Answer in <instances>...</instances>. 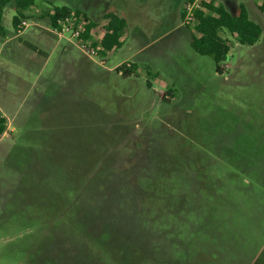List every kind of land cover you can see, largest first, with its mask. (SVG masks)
Listing matches in <instances>:
<instances>
[{
  "label": "rangeland",
  "instance_id": "rangeland-1",
  "mask_svg": "<svg viewBox=\"0 0 264 264\" xmlns=\"http://www.w3.org/2000/svg\"><path fill=\"white\" fill-rule=\"evenodd\" d=\"M35 1L22 18L30 24L23 32L14 30L13 3L3 17L7 36L32 51L29 43L38 45L34 32L49 21L43 13L47 3L68 0ZM233 2L229 8L235 11ZM178 4L164 5L166 18L157 34L176 24ZM250 13L255 20L260 15L252 5ZM37 20L44 26H33ZM229 37L231 56L221 64L223 74L216 72L212 56L199 54L193 63L180 48L166 51L168 59L156 61L153 75L139 78L109 71L78 52L91 62V77L67 87L50 80L42 91L36 73L20 65L22 57L16 65L6 61L2 77L17 127L0 137V264H59L53 263L63 250L59 196L68 201L79 189L89 194L102 181L107 221L118 217L119 231L144 250V264H264L260 171L247 176L243 170L249 166L241 162L237 168L232 156L241 129L264 126V70L260 73L256 61L246 62L249 45L238 46ZM112 58L110 53L106 68ZM49 68L43 76L52 74ZM226 195L232 198L227 205L235 236L224 239L229 244L216 258L195 245L198 254L186 259L191 250L181 239L185 222L207 216ZM95 200L93 194L90 201Z\"/></svg>",
  "mask_w": 264,
  "mask_h": 264
},
{
  "label": "trees",
  "instance_id": "trees-1",
  "mask_svg": "<svg viewBox=\"0 0 264 264\" xmlns=\"http://www.w3.org/2000/svg\"><path fill=\"white\" fill-rule=\"evenodd\" d=\"M10 3H13L12 5H14L16 11L13 16L15 28H17L22 18L27 17V11L36 5L35 0H0V38L6 36L3 17ZM202 7L195 11L193 23L189 26L193 31L191 46L201 55L212 56L215 61L216 72L223 74L221 64L230 57L231 40L223 37L222 32L226 30L240 44L253 45L259 41L262 27L250 17L248 9L243 3L240 4L237 14L231 13L222 5L214 4L211 0L205 1ZM72 10H76L77 14H82L89 21L86 29L87 36L93 28L97 30L104 29V35L100 43L106 51L110 52L120 46L125 30V21L116 14L106 15L99 23L89 19L82 11L68 6H50L43 13L53 25L56 24L59 18L65 17ZM260 10L264 12V0L260 5ZM117 71L126 77L136 74L138 67L132 63H123ZM148 86H151L149 82ZM254 114L257 113L254 112ZM253 121L255 120L253 119ZM260 126L261 124L250 123L249 129L246 131H243L244 128L241 129L235 136L233 153H230L237 162V168L240 167L241 162L245 166H249L248 171L243 170V173L247 176L250 172L260 171L261 182L259 187H264V126ZM260 128L262 129L261 132ZM6 130L7 119L0 110V137ZM249 142L250 147L248 146ZM248 148L253 150L249 151L252 153L249 157L246 156ZM251 167L252 170L250 171ZM244 184L249 183L245 181ZM103 186L102 181L97 189H93L86 195L84 194L85 191L75 190L74 198L68 199V201L65 197L59 196L58 234L60 231L59 240L63 245V250L59 253L60 264H144L145 260H148L144 250H140L141 247L138 246L136 241L119 231L121 229L116 223L118 217L114 222L107 221V217L104 215L107 210L104 196L107 193L100 189ZM93 194L96 196V200L91 202L90 199ZM101 196L104 199L98 201L97 198ZM227 196L230 195L219 198L217 200L219 204L207 216L194 217L185 222V231L181 239H183L182 242L184 239L189 242L186 246L191 250L190 254L189 252L186 254V259L190 260L192 254H198L196 250L210 254L209 259L216 258L218 253L220 254L225 250V247L229 244L224 239L229 235L235 236L232 222L229 221L233 212L229 210L227 205L232 198ZM120 212L123 211L120 209ZM118 214L120 213L117 211ZM66 243H68L67 247L65 246ZM195 245H197L196 250L193 248ZM186 246L185 248L178 246L179 251H187ZM53 263H55V260H53Z\"/></svg>",
  "mask_w": 264,
  "mask_h": 264
},
{
  "label": "crops",
  "instance_id": "crops-1",
  "mask_svg": "<svg viewBox=\"0 0 264 264\" xmlns=\"http://www.w3.org/2000/svg\"><path fill=\"white\" fill-rule=\"evenodd\" d=\"M188 1L190 0H179V16L176 24L168 27L166 30L160 29L158 34L156 29H158V26H160L166 18V14H161L164 11V5L171 2V0H68L67 2H64V5H58L56 2L54 3L51 1L47 4L50 6H68L72 9H78L85 13L89 19L95 22H99L98 20L101 18L103 20L108 14H116L119 18L124 19L125 30L121 38V44L119 47L107 54V57L109 58L110 53H113L112 66H110V68H106L105 65H100L105 69H109V71H116L119 75L123 76L121 72L117 71L118 67L123 63H132L134 66L138 67V71L136 74H131L126 77L139 78L145 73L149 76L153 75L151 68H153L154 65H160L156 61L168 59L166 51L175 52L178 48H180V50H182V52L189 57L191 62L197 63L199 61V53H197L191 46L193 31L189 26H186L183 23L184 5ZM211 1H213L216 5L224 6L233 14H237L239 12L241 3L246 5L251 18L250 5L260 12V15L259 13L255 14L257 20L252 19L261 25L262 34L258 42L253 45H249L247 52L250 53L249 56H251V59L246 62H248L249 65L252 64L253 61L258 62V66L261 67L260 73H263L264 12L260 10V5L263 0H232L237 6L235 11L229 8L230 0ZM156 14L157 19L155 16ZM169 15L170 13L167 16L169 17ZM37 19L41 21L43 20L39 17ZM38 20L32 23V25H37L35 27L44 26L40 24ZM148 21H151V23H148ZM51 26L52 24L48 21L43 28L44 30H38V32L36 30L34 32L38 45H30L29 43V46L33 47V51L31 49H25L26 47L20 42H15V37H8L6 34L5 37L0 38H5L0 40V110L2 115L7 119V130L4 135L8 133L14 134L17 127V118H15L17 113L11 111V99L9 97L7 87H5L6 80L2 77L6 70L4 69L6 61L13 64L16 61L19 62V58L22 57L23 60H21L22 62L20 65L36 73L37 80L35 79V82L38 89L40 88L42 91L45 90L47 85L51 84L50 80L60 84L62 87H65L66 85H76L77 80L79 83H84L83 81L91 77V70L93 67L91 62L85 59L87 57L92 59V57L84 54L68 36L56 35L51 30ZM14 30H16L15 26ZM42 31L43 33H40ZM175 32H177L176 34L178 35L173 37V33ZM229 34L226 30L222 32L223 37L228 38L231 36L232 39L236 41L238 46H243V44L237 42L234 36ZM78 52L87 57H84L85 59H83L82 56H78ZM13 65L16 64L14 63ZM49 67L54 68L51 72L52 74H49L48 77L43 76L44 73H48L46 71L50 69ZM70 73L71 75L69 76ZM183 75L185 77H191L192 73L184 72ZM260 75L261 77L264 76L262 74ZM155 76L158 77V74L155 73ZM148 82L151 85V81L149 79L147 80V85ZM190 82L191 81L189 80L187 81V83ZM33 84L34 83H32V85ZM72 88L74 89V86H72ZM29 116L30 121L33 114ZM54 255V260L56 263L58 262L60 264V258L56 257L58 253L57 255L56 253ZM52 257L54 258V256Z\"/></svg>",
  "mask_w": 264,
  "mask_h": 264
},
{
  "label": "built area",
  "instance_id": "built-area-1",
  "mask_svg": "<svg viewBox=\"0 0 264 264\" xmlns=\"http://www.w3.org/2000/svg\"><path fill=\"white\" fill-rule=\"evenodd\" d=\"M207 0H190L184 5L183 23L190 26L195 17V11L203 8V3ZM88 20L82 14H77L76 10H72L65 17L59 18L56 24L51 26V30L58 36H68L75 45L86 55L96 58L101 65H106L107 54L100 40L104 35V29H91L89 35H86ZM29 21L22 19L17 25L16 32H23L28 26Z\"/></svg>",
  "mask_w": 264,
  "mask_h": 264
}]
</instances>
